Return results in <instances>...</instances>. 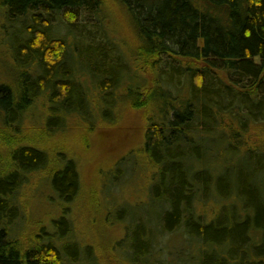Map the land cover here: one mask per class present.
<instances>
[{
  "label": "trees",
  "instance_id": "trees-1",
  "mask_svg": "<svg viewBox=\"0 0 264 264\" xmlns=\"http://www.w3.org/2000/svg\"><path fill=\"white\" fill-rule=\"evenodd\" d=\"M0 31V264L78 259L67 208L83 184L54 130L115 107L143 124L162 211L131 260L156 264L152 240L183 228L193 264H264V0H0ZM33 178L63 210L54 234L15 226Z\"/></svg>",
  "mask_w": 264,
  "mask_h": 264
},
{
  "label": "rangeland",
  "instance_id": "rangeland-1",
  "mask_svg": "<svg viewBox=\"0 0 264 264\" xmlns=\"http://www.w3.org/2000/svg\"><path fill=\"white\" fill-rule=\"evenodd\" d=\"M113 17L117 44L126 52L128 45L125 41L133 42L132 35L122 18L116 22L117 15ZM2 48L0 40V55ZM127 58L131 60L129 55ZM103 104L100 101L101 107ZM89 106L93 109L92 104ZM119 114L120 107H115L109 111L108 119L97 115L84 121L72 115L66 120L65 127L54 130L55 141L68 149L69 155L74 152L72 156L78 160L76 163L83 184L80 198L69 203L67 208L73 223V238L81 247L74 262H69L67 254L62 251L64 264H135L131 260V251L135 246L143 249L146 245V239L140 235L151 229L155 231L154 224L160 220L162 211L153 201V183L149 179L153 170L148 169V162L143 159L145 152H141L143 124L131 117L134 111L130 113L131 118L126 114V119L120 120L117 118ZM0 155L2 163L7 164L9 159L5 152ZM35 179L33 181L37 184L25 186L21 203L24 210L15 226L19 233L26 235L42 229L54 234L57 230L50 219L58 217L63 210L52 182ZM198 204L195 201L194 205ZM40 220L44 223L37 229ZM192 243L187 240L183 228L159 233L152 240L145 261L154 262L156 259V264H193L192 254L197 255L198 246L197 242ZM56 245L60 246L57 242ZM71 251L76 249L72 247ZM142 261L143 257L139 256L137 262Z\"/></svg>",
  "mask_w": 264,
  "mask_h": 264
}]
</instances>
